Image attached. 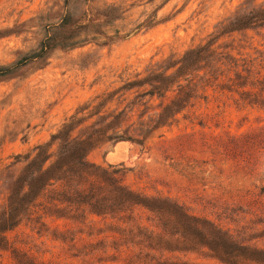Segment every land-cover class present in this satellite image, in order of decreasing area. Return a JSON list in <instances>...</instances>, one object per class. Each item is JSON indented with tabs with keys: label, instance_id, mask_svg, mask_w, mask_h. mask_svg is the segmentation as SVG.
<instances>
[{
	"label": "rangeland",
	"instance_id": "obj_1",
	"mask_svg": "<svg viewBox=\"0 0 264 264\" xmlns=\"http://www.w3.org/2000/svg\"><path fill=\"white\" fill-rule=\"evenodd\" d=\"M66 10L111 13L102 30L121 37L94 34L97 40L58 47L45 61L0 78V222L35 147L49 144L57 153L63 141L52 136L70 123L72 137L98 138L86 152L93 166L118 169L129 189L167 198L264 249V24L250 23L264 15V0H0V65L35 49L45 25ZM201 46L211 54L184 72L209 73V80L198 82L183 110L142 144L106 137L114 127L123 133L157 120L176 97L180 60ZM162 73L174 74L168 87L144 94ZM47 201L40 196L1 234L7 244L0 246V264H15L17 251L43 264H224L207 249L179 250L177 236L161 230L165 221L145 208L135 207L131 219L87 211L71 219L48 214ZM139 229L154 236L150 248L138 243ZM166 240L169 248L161 249Z\"/></svg>",
	"mask_w": 264,
	"mask_h": 264
},
{
	"label": "trees",
	"instance_id": "obj_2",
	"mask_svg": "<svg viewBox=\"0 0 264 264\" xmlns=\"http://www.w3.org/2000/svg\"><path fill=\"white\" fill-rule=\"evenodd\" d=\"M101 16L96 17L92 10H85L79 14L66 10L59 21L45 25V34L35 49L30 50L12 64L0 65V78L15 74L31 62L45 61L51 51L58 47L70 49L87 40H97L98 37L94 34L103 36L107 41L119 39L121 36L117 33L108 36L102 30L104 25L111 24L113 14L105 12ZM252 18L254 19L250 23L264 24V15H256ZM150 23L151 21H147L148 25ZM83 34L85 37H81ZM91 34L93 35L89 37ZM209 54L211 52L208 47L201 46L182 57L177 68V79L173 80L177 87L176 97L162 108L157 120L151 118L148 121H140L138 127L133 129H130L131 124L123 133H120L117 126L114 127L112 134L106 137L115 141L128 139L142 144L147 138V133L165 125L196 97L199 81L209 80V77L205 78L209 73H203L200 76H198L199 73H195L191 77V73L184 72L197 62L203 61V55ZM205 66L206 64L198 65L192 70L199 72ZM173 76L174 74L162 73L152 78L154 81L152 79L150 83L146 81L151 90L145 91L144 94L153 95ZM195 76L199 78L197 81H194ZM237 78H240L239 75ZM240 86H245V82ZM199 87L202 88V85ZM122 114V111L118 112L112 117L113 120L117 121ZM72 130L71 124L67 123L63 126V131L66 133L59 132L52 136V140L60 138L63 141L62 147L55 154L49 151V147L45 148L49 144L36 146V154L13 182L8 206L0 222L1 247L7 244L6 236L1 234L11 230L20 221L21 214L28 209L29 205L45 195L48 199L45 211L48 214L56 213L58 217L71 219L82 215L84 211L97 216L111 215L112 217L120 214H122L121 217H126L124 214L128 213L127 218L131 219L133 209L142 207L156 213L162 222L165 221L162 223L161 230L168 232L169 236H177V244L183 245V248L179 250L207 249L212 257L224 264H264V249L237 241L228 231L218 228L203 218L191 215L183 206L167 198L147 196L129 189L123 184L118 169L110 170L90 164L86 159V152L92 142L98 138L92 135L72 137ZM49 159V164L46 165ZM70 212L73 214L65 216ZM75 212H78L76 216ZM166 225L174 229H166ZM135 236H138L139 244L146 242L149 248L154 244V236L147 230L139 229L138 235ZM135 236L133 234L132 238ZM160 242L161 240L158 241ZM168 244L166 240L165 246L161 249H168L169 247H166ZM13 255L15 264H43L20 251L14 252ZM160 263L157 261V264Z\"/></svg>",
	"mask_w": 264,
	"mask_h": 264
}]
</instances>
